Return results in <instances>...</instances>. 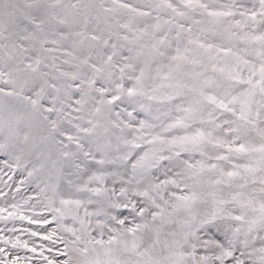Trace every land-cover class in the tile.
Here are the masks:
<instances>
[{"label": "snow or ice", "instance_id": "obj_1", "mask_svg": "<svg viewBox=\"0 0 264 264\" xmlns=\"http://www.w3.org/2000/svg\"><path fill=\"white\" fill-rule=\"evenodd\" d=\"M0 264H264V0H0Z\"/></svg>", "mask_w": 264, "mask_h": 264}]
</instances>
